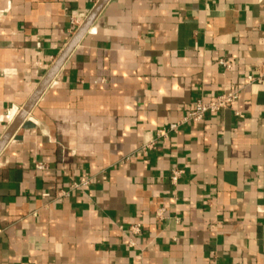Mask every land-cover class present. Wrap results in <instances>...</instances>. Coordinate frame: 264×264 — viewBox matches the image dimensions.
I'll list each match as a JSON object with an SVG mask.
<instances>
[{"label": "crops", "instance_id": "0c3cea01", "mask_svg": "<svg viewBox=\"0 0 264 264\" xmlns=\"http://www.w3.org/2000/svg\"><path fill=\"white\" fill-rule=\"evenodd\" d=\"M98 1L0 0V139ZM261 74L264 0H109L0 153V264H264Z\"/></svg>", "mask_w": 264, "mask_h": 264}, {"label": "water", "instance_id": "95a60500", "mask_svg": "<svg viewBox=\"0 0 264 264\" xmlns=\"http://www.w3.org/2000/svg\"><path fill=\"white\" fill-rule=\"evenodd\" d=\"M108 1L109 0H99L97 4L94 6V8L92 9V11L89 13V15L86 17V19L79 26L74 36L70 40V42L67 44V46L64 48L62 53L59 55L57 60L52 65V67L49 69L44 79L41 81V83L39 84L37 89L34 91L30 99L24 105L23 109L19 112V114L13 120L12 124L9 126L7 131L1 137L0 153L5 148V146L8 144V142L10 141L12 136L15 134L17 129L24 122L28 113L33 109L37 101L40 99L42 94L45 92L47 87L50 85L54 77L57 75L59 70L62 68V66L64 65V63L66 62L70 54L73 52L75 47L78 45V43L81 41L83 36L89 30L93 22L99 16V14L101 13V11L103 10V8L105 7Z\"/></svg>", "mask_w": 264, "mask_h": 264}, {"label": "built area", "instance_id": "2783aa9c", "mask_svg": "<svg viewBox=\"0 0 264 264\" xmlns=\"http://www.w3.org/2000/svg\"><path fill=\"white\" fill-rule=\"evenodd\" d=\"M75 24H78V20H74ZM221 64L226 68H230V62L227 60H221ZM249 83H258L264 84V74L253 76H248ZM238 91H226L214 97L213 99L206 100L205 97H200L196 99L193 109H191L187 115L183 118V122L197 123L205 119L207 114L217 113L223 109L231 106L238 99ZM179 126V123H173L170 125V130H176ZM40 168H44V165H40ZM181 171H174L172 174V181L176 182L178 177L181 175ZM88 180L83 178L79 185H87ZM68 195V192H63L59 194V198H63ZM136 226L135 228H137Z\"/></svg>", "mask_w": 264, "mask_h": 264}]
</instances>
